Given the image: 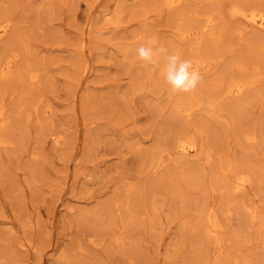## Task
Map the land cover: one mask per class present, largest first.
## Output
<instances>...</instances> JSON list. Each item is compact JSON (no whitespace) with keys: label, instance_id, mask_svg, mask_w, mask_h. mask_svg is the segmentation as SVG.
Wrapping results in <instances>:
<instances>
[{"label":"rangeland","instance_id":"obj_1","mask_svg":"<svg viewBox=\"0 0 264 264\" xmlns=\"http://www.w3.org/2000/svg\"><path fill=\"white\" fill-rule=\"evenodd\" d=\"M119 1L0 0V25L11 23L0 66L18 54L15 75L0 72L8 112L0 137L9 141L0 146V264H264V52L260 31L232 16L233 4L264 10V0ZM209 16L225 29L218 42L180 37L182 29L204 30ZM152 39L175 43L183 59H214L202 79L222 73L224 85L201 91L200 109L180 114L163 60L157 68L136 58ZM236 59L246 70L232 67ZM259 76L250 92L226 97L233 77ZM246 130L255 142L243 140ZM187 138L194 157L178 146ZM222 167L253 184L233 192ZM130 200L137 206L126 218ZM211 208L227 222L218 258L215 238L195 229Z\"/></svg>","mask_w":264,"mask_h":264},{"label":"bare ground","instance_id":"obj_2","mask_svg":"<svg viewBox=\"0 0 264 264\" xmlns=\"http://www.w3.org/2000/svg\"><path fill=\"white\" fill-rule=\"evenodd\" d=\"M121 1V0H120ZM119 1V2H120ZM165 1L166 4H168V6L170 7H173L175 6L177 3H180L182 0H163ZM242 2V1H241ZM120 4V3H119ZM120 6V5H119ZM123 6V5H122ZM121 6V7H122ZM254 6V5H253ZM96 11V9H95ZM221 11V10H220ZM113 12V11H112ZM223 13V12H222ZM232 16L234 17H237V18H241L243 19L244 21H246V23L248 24V26L250 28H253V29H256L258 31H260V35L258 36L259 37V46L263 49V52H264V10H262L261 8H251V9H247V8H244L243 6L239 5V4H233L232 6ZM220 18V17H219ZM207 23L206 25L204 26V30H198V31H190V30H186V29H182L181 30V33H180V37L181 38H189V37H195L196 40H198V45L201 46L202 42H203V38L205 35L209 36L211 40L213 41H216L218 42V40H220V38L222 37V35L225 33V29H220V30H215L214 26L216 25V21H215V18L213 16H209L207 18ZM204 25V24H203ZM227 25V24H226ZM11 26V23L10 22H7V23H4L2 25H0V40L7 34L8 30H9V27ZM225 26V25H224ZM122 27V26H121ZM239 29V28H238ZM178 35V34H176ZM258 35V34H257ZM179 36V35H178ZM151 37V35H150ZM175 38V37H174ZM194 38V39H195ZM241 38V37H240ZM226 39V38H225ZM224 39V40H225ZM244 39V38H243ZM251 39V38H250ZM255 39V38H254ZM171 40V39H170ZM188 40H191V39H188ZM252 40V39H251ZM243 41V40H242ZM256 41V40H255ZM167 42V41H166ZM247 42V41H246ZM164 43V42H163ZM221 43V41H220ZM226 43V42H225ZM245 43V41H244ZM178 45V44H177ZM223 46V44H221ZM168 49H169V52L170 53H175L177 54V48H176V45L175 43L171 42L169 45H168ZM224 47V46H223ZM222 47V48H223ZM128 49V48H127ZM221 49V48H220ZM131 51V50H130ZM216 51V49H215ZM132 53V52H131ZM124 54V53H123ZM129 53V50H127L126 52V58H128ZM133 54V53H132ZM222 54V53H221ZM224 54V53H223ZM226 54V53H225ZM260 54V53H259ZM17 55L11 59H9L5 64H1L0 66V72H1V76L2 78H10L12 76L15 75L16 71V62H17ZM223 56V55H222ZM259 56V55H258ZM214 57V56H213ZM264 58V57H263ZM34 59V58H33ZM185 59H191L193 61V65L196 69L199 70L200 74L201 75H205V74H208V72L210 70H212L211 68V63H212V60L214 59H209L207 60V58L203 55H198V56H191V57H188V58H185ZM255 59V58H254ZM128 60V59H127ZM233 60V59H232ZM260 62V61H259ZM163 62H161L162 64ZM224 63V62H223ZM214 64V63H213ZM216 64V63H215ZM253 64V63H252ZM32 65V63H31ZM77 65V64H76ZM260 65V63H259ZM261 65H262V62H261ZM28 66H30L28 64ZM86 66V65H85ZM162 66V65H161ZM214 67V66H213ZM229 67V66H227ZM232 67L234 68H237L239 69L240 71H244L246 70V63L244 61H242L241 59H236L232 62ZM250 67V66H249ZM29 68V67H28ZM39 70V69H38ZM220 69H217V71L219 72ZM236 71V70H235ZM161 72V71H160ZM248 72V71H247ZM39 73V72H38ZM216 74V73H215ZM237 74V73H236ZM258 74V73H257ZM234 75V74H233ZM240 75V74H239ZM0 76V77H1ZM23 76V75H22ZM214 75L212 76H205L204 80L202 79L200 84L198 85L197 89L194 91V92H191V93H179V99H178V104H177V110L179 111V113L181 114L182 111H187L188 114L194 112L196 109H198L201 105V101L200 99L197 100V97H198V93L200 95V92L201 91H214L216 93V91L218 89L221 88V86L224 85V75L221 73V74H218L216 75L215 77H213ZM243 76V75H242ZM258 76V75H257ZM42 77V76H41ZM85 77V76H84ZM230 77V76H229ZM264 77V75H263ZM262 76H259L258 78L255 77L254 79L252 80H243V79H240L239 78H235L233 77L232 80L230 81L229 83V86L227 88V96L226 97H229V98H240L242 97L246 92L247 90H249L252 86H254L255 84H257L262 78ZM29 78L30 79H34L37 83L39 81V74L36 73H32V71H30V74H29ZM244 78V77H243ZM262 82V81H261ZM44 85V84H43ZM212 87H209L211 86ZM258 86V85H257ZM258 88V87H257ZM202 89V90H201ZM252 89V88H251ZM256 88H254L255 90ZM260 90V89H259ZM257 92H259L258 90H256ZM250 92V90H249ZM254 92V91H253ZM171 93V92H170ZM204 95V94H203ZM208 96L211 98L210 100H208V103H209V107H212L213 109L216 107V104L214 103L215 100L212 99V96H210L208 94ZM207 96V97H208ZM173 97V96H172ZM217 97V96H216ZM227 98V99H229ZM215 99V98H214ZM251 99V98H250ZM249 99V100H250ZM206 100V101H207ZM219 100V99H218ZM244 100H247L244 99ZM243 100V103L245 102ZM196 101V102H195ZM217 101V100H216ZM248 101V100H247ZM184 102H190L193 103V106H191L190 108H187L188 109H185V108H182L181 106V103H184ZM225 102V101H224ZM222 103V102H221ZM174 104V103H173ZM175 105V104H174ZM250 105V104H249ZM1 107V106H0ZM173 107V106H172ZM219 107V105H218ZM221 107V106H220ZM232 107V106H231ZM240 106H235V109H237L238 111V108ZM207 108V107H206ZM233 108V107H232ZM175 109V108H173ZM200 109V108H199ZM198 109V110H199ZM250 109V108H249ZM228 110V109H227ZM165 112V111H164ZM6 112L4 110L3 107L0 108V120L2 122V126L3 127H6L7 126V117H6ZM164 114V113H163ZM163 114H158V117L159 115H163ZM179 114V115H180ZM177 115V114H176ZM160 118V117H159ZM238 118V117H237ZM164 119V117H163ZM10 120V119H9ZM183 120V118H182ZM195 120V119H194ZM181 121V119H180ZM190 121V120H188ZM7 122V123H6ZM198 122V121H197ZM181 124V122H179ZM194 123V122H193ZM203 123H206L203 121ZM195 125V124H194ZM207 125V123H206ZM162 126V125H161ZM197 126V125H196ZM180 127V126H178ZM185 127V126H184ZM193 127V126H192ZM196 128V127H195ZM251 129V128H250ZM1 130V129H0ZM190 130V129H189ZM254 130V129H253ZM161 131V130H159ZM174 131V130H173ZM247 131V130H246ZM249 131V130H248ZM244 134L243 136V140L247 143H252V142H255V140L258 138V135L254 132H248ZM235 133V131H234ZM161 134V133H160ZM236 135H238L237 133H235ZM190 136V135H189ZM239 136V135H238ZM237 136V137H238ZM164 137V136H163ZM181 138V137H180ZM164 139H166L164 137ZM188 141L186 140H181L178 144V146H180L183 150H184V153L186 155H189L191 157H194L196 155V153L198 152V149L196 147V144L194 142H192L191 139L187 138ZM241 140V139H240ZM179 141V140H178ZM131 143V142H130ZM258 143V142H257ZM9 144V141L4 139V138H1L0 137V146H7ZM244 144V143H243ZM242 144V145H243ZM251 145V144H250ZM205 146V145H204ZM242 147V146H241ZM250 147V146H249ZM162 148V147H161ZM160 150V148H159ZM249 151V150H248ZM149 153V151H148ZM156 155H157V150H153L150 152V155H149V158L152 162H156L157 161V158H156ZM208 157H209V160L212 159V154L208 153ZM216 155V154H215ZM176 156H178L176 154ZM218 156V155H217ZM147 157V156H146ZM215 157V156H214ZM207 158V156H206ZM174 159V157L172 158ZM202 159V158H201ZM188 160V159H187ZM186 160V161H187ZM230 161V160H229ZM232 162V161H231ZM230 162V163H231ZM262 162V161H260ZM147 163V162H146ZM158 164H161L160 162ZM229 163L227 162V165ZM232 164V163H231ZM204 165V164H203ZM218 165V164H216ZM260 165V164H259ZM208 166V165H206ZM229 166V165H228ZM150 167V166H149ZM212 168V166H210ZM232 167V165H231ZM264 167V166H263ZM253 169V168H252ZM205 170V169H204ZM221 174H223L224 176V186L228 189H231L233 192H246L250 186L253 184V177L247 173H244V172H239L238 174H233V175H230V169H227L225 167H222L221 169ZM232 170V169H231ZM216 172V171H215ZM219 172V171H217ZM234 171L231 172V174L233 173ZM90 174V173H89ZM192 174V173H191ZM211 174V173H210ZM214 174V173H213ZM217 176V175H216ZM254 176V175H253ZM257 178V177H256ZM214 179V178H213ZM223 180L221 182H223ZM174 181V180H173ZM214 181V180H213ZM220 182V183H221ZM255 183V182H254ZM219 184V183H218ZM222 184V183H221ZM129 185V184H128ZM261 186V185H260ZM263 188V187H262ZM132 191V194L134 193L135 194V189H130ZM228 191V190H227ZM133 199V198H132ZM135 201H136V197H135ZM134 202V201H133ZM132 200H130L127 204H126V218H129V217H132L133 216V209H132V205L137 206V204L135 203H138L137 201L135 203H133ZM259 202V201H258ZM242 205V204H241ZM156 207V206H155ZM243 207V206H242ZM249 207V206H247ZM221 210V209H220ZM244 211V210H243ZM202 212V211H201ZM206 212V211H205ZM249 213V212H248ZM247 213V214H248ZM251 215V218L253 221H255L257 218L259 219L260 218V215L258 214V211L256 209H253V210H250V213ZM248 214V215H249ZM201 215V214H200ZM203 215V213H202ZM201 215V216H202ZM263 219V218H262ZM188 221V220H187ZM195 221V220H194ZM188 223V222H187ZM186 223V224H187ZM227 223V222H225ZM224 221L222 220V217L221 215L219 214V212L215 209V208H211L209 209V211H207L204 215V217L199 221V223L196 225V228L197 230H201L202 232H204L205 236H207L209 239L212 238L214 239L215 238V241L218 243V253H216V258H218L221 253H223L224 251L222 250V242H223V238H222V234H224V230L226 228V225H225ZM189 225V224H188ZM229 225V224H227ZM187 226V225H186ZM184 227V226H183ZM261 227V226H259ZM262 227H263V224H262ZM264 228V227H263ZM188 229V228H187ZM259 229V228H258ZM195 230V231H197ZM264 230V229H263ZM195 233V232H193ZM117 234V233H116ZM263 235V234H262ZM206 237V238H207ZM263 237V236H262ZM25 239V238H24ZM208 240V239H207ZM27 242V241H26ZM202 243V242H201ZM204 243V242H203ZM216 246V245H215ZM238 246V245H237ZM239 248V247H238ZM206 249V248H205ZM174 251V250H173ZM176 251L178 252V249H176ZM176 253H173L172 255L175 256ZM239 255V254H238ZM233 256V255H232ZM237 258V257H236ZM235 258V259H236ZM239 258V257H238ZM173 260V259H172ZM187 260V259H186ZM208 260V259H207ZM250 259H245L244 261H240V260H236L234 264H247V262L249 261ZM218 260L216 259V262ZM188 263V262H187ZM223 263V261H222ZM221 263V264H222ZM219 264V262L217 263Z\"/></svg>","mask_w":264,"mask_h":264},{"label":"clouds","instance_id":"obj_3","mask_svg":"<svg viewBox=\"0 0 264 264\" xmlns=\"http://www.w3.org/2000/svg\"><path fill=\"white\" fill-rule=\"evenodd\" d=\"M135 51L139 61L157 68L161 67L160 61L163 60L162 76L173 93L194 92L202 80L191 59L170 53L168 47L156 39L140 44Z\"/></svg>","mask_w":264,"mask_h":264}]
</instances>
